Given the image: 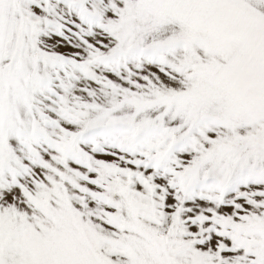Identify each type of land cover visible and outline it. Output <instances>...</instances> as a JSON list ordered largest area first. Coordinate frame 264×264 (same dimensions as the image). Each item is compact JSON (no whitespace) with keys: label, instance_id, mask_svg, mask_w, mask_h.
I'll return each mask as SVG.
<instances>
[{"label":"snow or ice","instance_id":"1","mask_svg":"<svg viewBox=\"0 0 264 264\" xmlns=\"http://www.w3.org/2000/svg\"><path fill=\"white\" fill-rule=\"evenodd\" d=\"M0 264H264V0H0Z\"/></svg>","mask_w":264,"mask_h":264}]
</instances>
